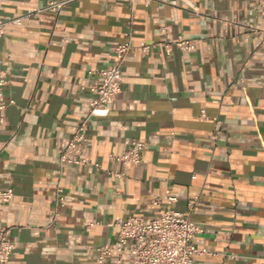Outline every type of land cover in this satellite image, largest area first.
<instances>
[{
  "label": "crops",
  "instance_id": "obj_1",
  "mask_svg": "<svg viewBox=\"0 0 264 264\" xmlns=\"http://www.w3.org/2000/svg\"><path fill=\"white\" fill-rule=\"evenodd\" d=\"M48 1L0 0V19ZM258 1L70 0L7 29L0 189L16 195L0 218L16 247L7 264H98L100 248L118 246L117 224L169 207L187 212L195 198L192 220L203 232L193 264H264ZM178 36L195 49L166 51L162 43ZM127 40L121 93L108 116L87 119L89 85ZM82 122L89 164H61ZM134 140L145 143L140 165L111 159ZM104 264H132L131 256L114 249Z\"/></svg>",
  "mask_w": 264,
  "mask_h": 264
},
{
  "label": "built area",
  "instance_id": "obj_2",
  "mask_svg": "<svg viewBox=\"0 0 264 264\" xmlns=\"http://www.w3.org/2000/svg\"><path fill=\"white\" fill-rule=\"evenodd\" d=\"M151 0H146L149 3ZM70 0H50L44 6L30 9L21 16L0 19V38L6 35L7 29L13 26H22L25 19L38 17L44 11L59 13ZM257 9L264 12V0H259ZM157 44L145 46L143 52L147 54ZM166 51H172L176 47L182 51L195 49V42L182 36H178L173 44L162 43ZM132 48L131 40L115 45L111 48L113 61L98 72L97 78L89 85L90 92L94 95L90 101L88 117H106L110 108L122 91L124 64L126 56ZM6 72L0 73V133L5 124L3 112L6 108L3 87L8 84ZM87 121V120H86ZM86 122L77 126V130L61 151L60 163L73 166H87L88 160L83 156L82 144L85 137ZM145 143L139 140L131 142L128 150L118 157L111 156L115 162L124 165H140L142 163V152ZM124 176V174H118ZM62 188L58 189L60 200ZM16 198L12 188L0 189V218L2 207L13 202ZM169 202L175 198L169 196ZM198 198L190 200L187 212H181L167 208L162 214L151 218L130 216L124 222L117 224L118 246L111 248H100L98 264H104L106 257L114 249L126 252L131 256L132 264H193L195 257L200 253L193 239L203 232L202 228L192 220ZM11 229L0 226V264H7L15 254V244L11 240Z\"/></svg>",
  "mask_w": 264,
  "mask_h": 264
}]
</instances>
